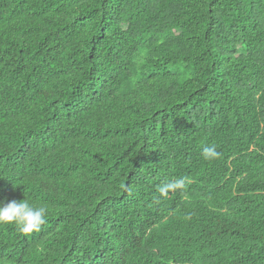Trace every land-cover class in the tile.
<instances>
[{
    "label": "trees",
    "instance_id": "1",
    "mask_svg": "<svg viewBox=\"0 0 264 264\" xmlns=\"http://www.w3.org/2000/svg\"><path fill=\"white\" fill-rule=\"evenodd\" d=\"M24 199L46 223L0 225V264H264V0H0Z\"/></svg>",
    "mask_w": 264,
    "mask_h": 264
},
{
    "label": "clouds",
    "instance_id": "2",
    "mask_svg": "<svg viewBox=\"0 0 264 264\" xmlns=\"http://www.w3.org/2000/svg\"><path fill=\"white\" fill-rule=\"evenodd\" d=\"M203 158L214 160L220 157V152L216 150L215 145L207 146L203 149ZM186 178H181L175 182H168L160 186L159 191L162 195H167L169 191L184 189L186 187ZM46 206H36L27 199L20 202L12 200L7 203H0V225H14L19 232L31 234L38 232L41 226L46 223Z\"/></svg>",
    "mask_w": 264,
    "mask_h": 264
}]
</instances>
